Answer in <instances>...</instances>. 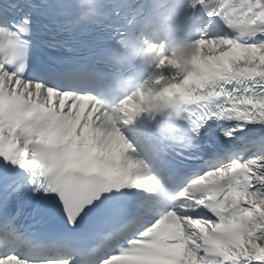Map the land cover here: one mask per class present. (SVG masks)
<instances>
[{"label": "snow or ice", "instance_id": "obj_1", "mask_svg": "<svg viewBox=\"0 0 264 264\" xmlns=\"http://www.w3.org/2000/svg\"><path fill=\"white\" fill-rule=\"evenodd\" d=\"M104 7L109 52L147 0ZM186 9L201 28L184 31L193 71L165 59L148 94L123 97L107 60L64 67L45 52L77 3L0 4V264H264V0ZM152 97L184 106L190 148L160 140Z\"/></svg>", "mask_w": 264, "mask_h": 264}, {"label": "clouds", "instance_id": "obj_2", "mask_svg": "<svg viewBox=\"0 0 264 264\" xmlns=\"http://www.w3.org/2000/svg\"><path fill=\"white\" fill-rule=\"evenodd\" d=\"M104 0H76L82 10L80 15L70 22L72 28L84 23H98L107 19L102 10ZM187 0H147L144 15L137 19L133 31L122 43L115 45L106 53L105 59L120 71L127 87L120 89L121 95L136 94L149 89L145 80L155 78L159 66L165 59L179 64L180 73L193 71L191 60L197 52L195 40L184 33L177 32V26L192 29V35H199L201 28L186 9ZM143 77V79L139 78ZM152 111L159 121V137L162 142L171 143L188 149L193 140L178 127L185 114V108L176 101L152 97ZM102 107L118 119L116 101L102 98ZM102 128H109L107 120H101Z\"/></svg>", "mask_w": 264, "mask_h": 264}]
</instances>
